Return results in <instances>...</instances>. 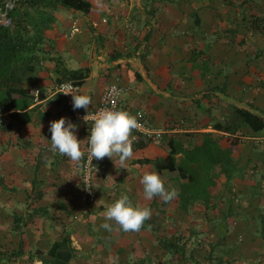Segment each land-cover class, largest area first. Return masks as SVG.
Segmentation results:
<instances>
[{
	"label": "crops",
	"instance_id": "crops-1",
	"mask_svg": "<svg viewBox=\"0 0 264 264\" xmlns=\"http://www.w3.org/2000/svg\"><path fill=\"white\" fill-rule=\"evenodd\" d=\"M85 1V10H52L50 29L18 72L29 93L39 89L40 96L0 122V215L27 218L11 232L0 224V248L11 241L26 248L22 264H160L164 249L149 224L124 232L110 222L108 231L100 227L104 212L125 193L148 207L142 175L184 177L178 171L183 151L205 132L232 148L229 178L235 175L234 190L243 201L235 205L245 215L253 204L258 218L251 230L264 231V131L213 128L235 109L264 121V34L249 27L251 17L264 20V0ZM62 69L84 74L79 94L92 97L88 110L115 84L124 106L142 109L147 129L162 131L158 142L138 134L123 169L116 156L100 159L93 202L84 200L81 161L51 150L49 125L61 117L77 125L82 151L86 144V124L56 90ZM233 136H239L234 145L227 140ZM244 221L236 223L240 234Z\"/></svg>",
	"mask_w": 264,
	"mask_h": 264
},
{
	"label": "rangeland",
	"instance_id": "rangeland-1",
	"mask_svg": "<svg viewBox=\"0 0 264 264\" xmlns=\"http://www.w3.org/2000/svg\"><path fill=\"white\" fill-rule=\"evenodd\" d=\"M24 9L28 11V8H22L21 13ZM47 15L54 16V11L42 7L29 9V14L26 15L24 32L27 38L23 36L30 51L34 39L36 45L38 39H41L42 34L52 25L45 19ZM21 33L23 34V31ZM20 64L13 66L17 75ZM19 76L21 77V74ZM261 83L260 88L264 91V81ZM0 126L3 125L0 123ZM215 138L223 139L221 136ZM229 139L230 137L227 140L234 145L239 136ZM101 165L103 167V164ZM218 170H213L212 177L201 173L195 184H191L186 175L170 177L167 181L164 180L165 185L176 188L177 197L168 203H164L159 196L145 201L148 202L149 208H153L150 219L145 221L149 224L148 231L156 235L157 241L164 249L160 264H264V242L251 241L256 237H264V231L257 233L256 228L251 230L258 218V215L251 213L253 204H250L248 211L242 215L240 204L238 207L235 205L237 201L243 203L234 190L235 175L233 180L225 179L222 173L217 174ZM97 173L98 171L94 181ZM12 218L0 215V224L3 225L1 227L10 226L2 228L4 232L6 229L11 232L16 223L25 224L27 219L26 216L15 217L14 220ZM243 220L245 224L240 234L236 223ZM260 227L264 229V225ZM234 237L241 242L230 243ZM25 249L17 247L12 241L8 242L6 248H0L1 264H22L20 257L27 254ZM155 264H158V260Z\"/></svg>",
	"mask_w": 264,
	"mask_h": 264
},
{
	"label": "trees",
	"instance_id": "trees-1",
	"mask_svg": "<svg viewBox=\"0 0 264 264\" xmlns=\"http://www.w3.org/2000/svg\"><path fill=\"white\" fill-rule=\"evenodd\" d=\"M2 2L3 0H0V5ZM42 7L50 10H56L58 7L85 10L90 7V4L85 0H19L10 12L11 25L4 26L0 22V122L4 120L6 114L11 116L18 110H24L33 100L28 88L23 85L22 78L14 73L13 66L23 62L30 53L24 32V20L29 14V9ZM22 8H28V11L24 9L21 13ZM45 19L51 24L54 16L47 15ZM249 22L252 32L264 34L263 19L251 17ZM34 41L31 50L34 49ZM83 78L84 74L80 71L62 69L59 83L75 81L80 86ZM240 126H248L255 131H264V121L244 109H235L224 123L214 124L213 128L218 131L234 132ZM232 151L230 147L222 148L211 132H205L200 143L183 151L184 158L178 166L179 174L187 175L191 184H195L201 173L212 177L213 170L216 169H219L217 174L222 173L229 178L231 171L228 166L231 163ZM167 158L166 161H169Z\"/></svg>",
	"mask_w": 264,
	"mask_h": 264
},
{
	"label": "clouds",
	"instance_id": "clouds-1",
	"mask_svg": "<svg viewBox=\"0 0 264 264\" xmlns=\"http://www.w3.org/2000/svg\"><path fill=\"white\" fill-rule=\"evenodd\" d=\"M111 92L119 95L115 85L112 86ZM70 94L73 109H84L88 112L89 105H92V97L86 94ZM138 127L140 125L136 116L126 110L115 107L100 110L87 136L91 158L100 160L109 157L112 160V157L116 156L123 169L134 155L133 144L136 137L132 133ZM76 130L77 125L65 117L52 121L49 125L51 150L79 162L84 157V152ZM140 183L143 186L144 198L147 200L159 196L164 203H168L178 196L177 189L166 187L163 178L156 171L145 172L140 178ZM104 217L105 222L100 227L105 230L111 231L110 222H115L124 232H138L145 226V221L150 219L151 209L134 204L125 193L107 206Z\"/></svg>",
	"mask_w": 264,
	"mask_h": 264
},
{
	"label": "built area",
	"instance_id": "built-area-1",
	"mask_svg": "<svg viewBox=\"0 0 264 264\" xmlns=\"http://www.w3.org/2000/svg\"><path fill=\"white\" fill-rule=\"evenodd\" d=\"M17 1L19 0H3L2 4L0 5V22L4 26L11 25L10 12L13 10L14 5L16 4ZM113 85L115 84H110L104 89V91L101 94L98 105L92 110H87L88 112H86L84 109L74 110L72 107V96L70 93L79 94L80 92V86H78L75 83V81H61L60 83L57 84L56 90L57 93H59L62 96L64 100V104L67 110L71 113V115L76 119L82 120L86 124L87 136L88 134H90V129L94 122V119L96 118V114L102 109L115 107V109H123L136 116L140 127L133 130L135 132L134 134L135 137L138 134H146L151 141L153 142L159 141L162 135V131L153 130L150 128L147 129L144 111L139 108L134 110L127 109L122 102L121 87L115 85L116 88L119 90V95L117 96L111 92V88ZM39 95H40L39 89H34L32 91V96L35 100L39 98ZM87 136H86L85 148L83 151L84 157L81 160L79 170L83 185L84 200L88 202H93L96 199V193L93 190L94 176L95 173L98 171V168L100 166L99 165L100 161L91 158L88 149Z\"/></svg>",
	"mask_w": 264,
	"mask_h": 264
}]
</instances>
